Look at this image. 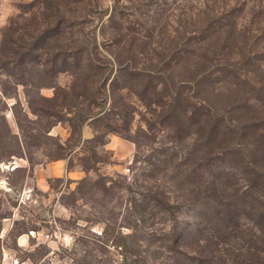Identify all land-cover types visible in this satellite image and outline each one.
I'll use <instances>...</instances> for the list:
<instances>
[{
  "label": "rangeland",
  "instance_id": "rangeland-1",
  "mask_svg": "<svg viewBox=\"0 0 264 264\" xmlns=\"http://www.w3.org/2000/svg\"><path fill=\"white\" fill-rule=\"evenodd\" d=\"M181 163L262 252L264 0H0V264H157L172 228L193 255Z\"/></svg>",
  "mask_w": 264,
  "mask_h": 264
},
{
  "label": "trees",
  "instance_id": "trees-1",
  "mask_svg": "<svg viewBox=\"0 0 264 264\" xmlns=\"http://www.w3.org/2000/svg\"><path fill=\"white\" fill-rule=\"evenodd\" d=\"M215 157V154L210 155L203 162L212 166L216 159ZM258 172V179L264 178V169ZM218 177H220V171H215L213 177L205 181L198 171L192 168L189 169L187 163L179 164V169L171 176V179L175 182V178H177L181 182V187L185 188L183 190L188 195L190 194L189 197H193V199H190L193 205L195 203V218L196 220H202V223L193 225L195 231V244L191 248L193 255L179 252V245L185 246L186 232L183 229L176 230V228H172L169 232V237L164 239L166 243L164 242V244L159 246L165 255L162 253L163 257L160 258L157 264H264V249L261 252V250L245 248L239 232V229L245 227V225L240 223L239 217L236 220L234 219V221L232 219L233 214L238 216L250 214V211L246 209L248 208L246 200H243L242 205H236L232 200L238 197L230 198L228 197L229 193L222 192L221 188L223 187H221L220 183L218 184ZM205 182L207 183L205 184ZM262 184H264V180ZM187 194L183 195L187 196ZM209 201L212 202L211 206ZM247 217L250 218V216ZM257 217L258 223L250 218L252 223H254L252 225L259 227L263 233V203H261V210L257 213ZM228 218L232 219L231 222L233 224L227 222ZM258 240L264 243L259 236ZM241 244L243 246H240Z\"/></svg>",
  "mask_w": 264,
  "mask_h": 264
},
{
  "label": "crops",
  "instance_id": "crops-1",
  "mask_svg": "<svg viewBox=\"0 0 264 264\" xmlns=\"http://www.w3.org/2000/svg\"><path fill=\"white\" fill-rule=\"evenodd\" d=\"M43 173L46 177H63L65 175V162L63 160H58L47 164L43 169ZM66 176L70 180H78L81 178L82 174L78 171L66 172Z\"/></svg>",
  "mask_w": 264,
  "mask_h": 264
}]
</instances>
